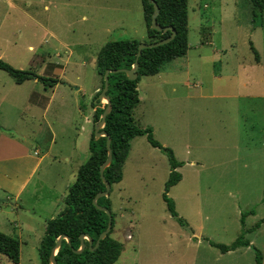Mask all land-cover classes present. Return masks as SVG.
Instances as JSON below:
<instances>
[{"label":"rangeland","instance_id":"374dc122","mask_svg":"<svg viewBox=\"0 0 264 264\" xmlns=\"http://www.w3.org/2000/svg\"><path fill=\"white\" fill-rule=\"evenodd\" d=\"M12 1L0 0V60L56 79L51 86L35 78L15 83L0 69V158L34 148L41 157L17 198L0 188V231L20 241L16 264H38L46 203L64 197L88 155L79 126L92 128L84 109L99 86L95 55L107 40L146 36L139 0ZM186 39L184 55L140 76L132 111L136 125L150 127L181 162L166 196L185 225L162 198L166 156L144 134L132 137L108 194L110 236L121 244L112 264H256L254 249L264 264V222L252 228L264 217V8L254 10L249 0H187ZM4 170L25 173L0 168V184ZM240 234L249 240L241 249L207 244ZM0 264L13 263L0 254Z\"/></svg>","mask_w":264,"mask_h":264},{"label":"trees","instance_id":"16d2710c","mask_svg":"<svg viewBox=\"0 0 264 264\" xmlns=\"http://www.w3.org/2000/svg\"><path fill=\"white\" fill-rule=\"evenodd\" d=\"M139 1L146 36V39L142 41L152 42L167 36L169 30L161 32L150 27L151 0ZM153 1L158 6L155 16L156 23L162 27L172 26L174 36L165 43L140 49L134 79L127 78L122 71L107 73L105 95L109 98L110 108L104 116L103 124L99 130L104 131L109 136L111 158L109 163L103 167L102 175L110 186L118 182L121 179V167L126 158L131 138L144 134L147 142L151 146L157 147L166 156L168 174L164 182L162 198L171 217L180 225H185V221L176 214L172 199L166 196L168 188L180 179V174L176 168L180 166L181 162L175 159L170 148L162 146L153 138L150 127L141 128L137 126L132 116L133 108L139 101L136 87L140 76L158 73L164 62L184 55L187 49V0ZM249 1L254 10L261 11L264 8V0ZM138 43L139 40L136 39H112L105 41L98 49L94 64L99 75V86L91 100V107H93L91 121L93 124L99 120L106 105L96 99V95L102 87L103 71L105 69H129L135 59ZM249 47L256 57L257 52L251 43H249ZM0 69L6 71L15 83H21L30 78H35L44 85L50 86L51 83L56 82L55 78L40 76L29 70L12 68L1 60ZM105 156V135L94 138L92 130L88 139V155L77 166L74 179L67 186L66 194L62 198V207L54 217L45 221L43 234L37 247L38 264H50V249L60 234L67 236L69 243L66 242L65 238H61L53 254L56 264H112L118 257L121 244L110 236L113 227V213L111 211L110 230L98 240V244L89 249L87 239L83 238V248L79 252H75L79 248L80 234H86L91 239L90 246L92 247L98 234L105 229L107 224L106 213L91 202L92 197L97 192L104 190L98 168ZM109 191L106 195L98 196L95 200L97 205L104 206L108 210H110ZM246 212H253V209ZM246 212L241 213V222ZM261 222H264V217L255 222L252 228H256ZM207 242L220 252L249 245V240L244 238L242 234L229 244L215 243L210 240ZM254 250L255 263L260 264V253L258 250ZM0 254H3L13 264L18 262L19 240L17 236L0 231Z\"/></svg>","mask_w":264,"mask_h":264},{"label":"water","instance_id":"95a60500","mask_svg":"<svg viewBox=\"0 0 264 264\" xmlns=\"http://www.w3.org/2000/svg\"><path fill=\"white\" fill-rule=\"evenodd\" d=\"M151 3H152V12L150 14V27L155 29V30H157V31H161V32H163L165 30H169V34L167 36H165L164 38H161V39L156 40V41L139 42L137 44V51H136V54H135V59H134L132 65H131V67L129 69H125V68L105 69L103 71V74H102V79H103L102 87L99 90L98 94L96 95V99H97L98 102H101V99H104L106 105H105V107L103 108V110L101 112L99 120L96 121L93 124V129L92 130H93V137L94 138H96V137H98L100 135H105L106 156H105L104 160L100 163L99 168H98V173H99L100 179H101L102 183L104 184V190H101V191L97 192L92 197L91 202L98 209H100V210H102V211H104L106 213V215H107V224H106L105 229H103L98 234L97 239L95 240V242H94L92 247L90 246L91 239L86 234H80L79 235V241H80L79 248L77 250H75V252H79L83 248V241H82L83 238L87 239L89 249H92L93 247H95L98 244V240L101 239L102 237H104V235L110 230V227H111L110 210H108L104 206L97 205L96 202H95V200H96V198L98 196L106 195L108 193L109 188H110V185H109L108 181L102 175L103 167L106 166L109 163L110 158H111V152H110V148H109V136L104 131L99 130V128L103 124L104 116L106 115V113L109 111V108H110L109 98L105 95V90L107 88V73L108 72H115V71H122V72H124L126 74L127 78L134 79L136 77L137 56L140 53V49L143 48V47H152V46H156V45L165 43V42L169 41L174 36V29L172 28V26L168 25V26L162 27V26H160V25H158L156 23L155 16H156L157 11H158V6L156 5V3L153 0H151ZM61 238H65L66 242L69 243V240H68L67 236H65L64 234L58 235V237L55 240L54 245L50 249V253H49V262H50V264H56V261H55V259L53 257V254L55 253V250L58 247Z\"/></svg>","mask_w":264,"mask_h":264},{"label":"crops","instance_id":"0c3cea01","mask_svg":"<svg viewBox=\"0 0 264 264\" xmlns=\"http://www.w3.org/2000/svg\"><path fill=\"white\" fill-rule=\"evenodd\" d=\"M5 1H6V4H8L9 6L14 5L12 0H5ZM139 6H140V1H139ZM140 11H141V9H140ZM22 12H24V11L22 10ZM23 15H27V14L23 13ZM143 31H144V29H143ZM55 70L58 72L60 71L59 69H55ZM156 74H158V73H156ZM153 75H155V74H153ZM97 89H98L97 87H94V89H93L94 92ZM45 108H46V105H44L43 109L45 110ZM84 110L87 112V114L84 116V121H85L84 123H90L92 128H91V130H89L84 125H80L79 127H80V130H83L85 132V137H87L86 139L88 142L90 133L93 129V123L91 121L93 107H91V102H90V105L86 106V108ZM17 144H14V145H17ZM33 151H37V154L33 155ZM31 154L32 155H30L26 150H23L18 155L12 156V154H10L6 157L0 158V168L1 169L16 170L20 166H22L23 171H25V173L21 177H16L14 175V172L8 173L7 170H4L5 176H4V179L1 180L0 188H2L4 191L6 190L8 192H13L15 198H17L18 195L27 186V184L30 181V179L32 178V176L37 173L38 165H39L41 157L37 156L38 155V149L37 148H34L32 150ZM65 159H68V157L65 156ZM11 161H13V163H11ZM7 164H9V165L6 166ZM34 192H35V190L32 193H34ZM59 195H62V194H55L54 198H50L48 200V202L46 203L47 206H45V207L49 210V212H48V214L43 216V222H42V229L43 230H44V226H45V221L49 218L54 217L57 214V212L60 210V208L62 207V204H63L62 198L60 199ZM112 229H113V227H112ZM209 246H211V245H209ZM241 248H243V247L242 246L237 247L233 250H237V249H241Z\"/></svg>","mask_w":264,"mask_h":264},{"label":"built area","instance_id":"2783aa9c","mask_svg":"<svg viewBox=\"0 0 264 264\" xmlns=\"http://www.w3.org/2000/svg\"><path fill=\"white\" fill-rule=\"evenodd\" d=\"M33 153H37V151H33Z\"/></svg>","mask_w":264,"mask_h":264}]
</instances>
